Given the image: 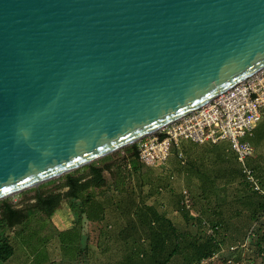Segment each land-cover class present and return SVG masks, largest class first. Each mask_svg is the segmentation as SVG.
I'll use <instances>...</instances> for the list:
<instances>
[{"label": "water", "instance_id": "obj_1", "mask_svg": "<svg viewBox=\"0 0 264 264\" xmlns=\"http://www.w3.org/2000/svg\"><path fill=\"white\" fill-rule=\"evenodd\" d=\"M263 66L264 0H0V199Z\"/></svg>", "mask_w": 264, "mask_h": 264}, {"label": "trees", "instance_id": "obj_2", "mask_svg": "<svg viewBox=\"0 0 264 264\" xmlns=\"http://www.w3.org/2000/svg\"><path fill=\"white\" fill-rule=\"evenodd\" d=\"M181 145L183 151L195 153L194 158L188 159L185 168L192 177L200 178V185L203 187L202 194L207 197L214 193L215 189L212 187L214 181L211 182L213 177L208 175L211 171L209 166L213 163L219 168L221 165L219 163L225 160L224 148L218 147L217 144L201 147L183 141ZM125 147L129 154L122 156L119 161L108 153L88 164L48 180L53 183L58 181V183L50 189L36 190L35 201L25 209L13 206L6 197L0 199V260L6 261L14 250L7 230L16 224L23 226L27 224L34 209L49 216L60 205L62 199H76L78 200L79 220L83 214L90 221L101 220L104 217L105 205L111 202L113 193L106 186L107 179L104 171H111L112 166H120V160L124 158L132 162L135 167L141 164L136 144ZM251 165L255 170L259 167L257 166L259 164L255 163ZM194 168L197 171H194ZM227 181L237 182L238 187L233 188L232 200L228 203L222 201L226 203L223 206L222 203L216 206L217 208L207 205L196 206L198 215L190 216L185 207H179L176 203L177 199L169 205L171 208L175 207L180 210L181 221L168 217L169 208H165L163 202H158L157 198L153 201H146L142 195L143 198L135 203L133 196H128L126 208L131 221L128 224L129 230L125 227L121 229L123 231L120 234L121 243L124 246L123 250L127 251L120 264H176L178 261H181L179 264H197L225 244L226 235L223 231L229 229L230 225L233 227V219L239 218L241 212H246L249 221L257 220L258 225L263 224L264 220L259 219L261 213L264 212V198H261L255 190H250L249 184L241 178L236 166L230 168ZM160 186H154L148 193L156 195ZM63 188L64 190H60ZM119 191L125 190L121 187ZM103 194L107 197L100 198ZM63 232L65 233L64 230L57 231L60 240H63V237H60ZM14 233L19 234L20 230ZM247 235L251 238L257 237L256 242L260 245L261 240L264 239V228L260 232L256 227V230L248 232Z\"/></svg>", "mask_w": 264, "mask_h": 264}, {"label": "rangeland", "instance_id": "obj_3", "mask_svg": "<svg viewBox=\"0 0 264 264\" xmlns=\"http://www.w3.org/2000/svg\"><path fill=\"white\" fill-rule=\"evenodd\" d=\"M125 146L110 152L111 155L119 161L122 156L129 154ZM261 152L264 154L263 145ZM258 160L261 161L259 164L264 166V156ZM174 165V162L165 163L164 167L141 163L135 167L127 158L120 160V166H112L113 172L104 171L106 186L113 195L111 194V202L105 205L104 217L101 220L90 221L85 214L79 220L76 199H62L60 205L49 216L34 209L27 224L24 226L16 224L7 230L14 250L10 258L6 261L0 260V264H120L127 251L123 250L120 234L123 233V227L129 230L128 224L131 221L126 208L128 196H133L135 203L145 197L146 201L157 198L158 202H163L165 208L169 203L173 204L176 200L175 192L181 184L173 179L177 176L173 169L172 171L168 169L174 168ZM170 171L173 172V177L169 178V181L168 176H165L166 179L163 175H168L167 172ZM56 183L58 181L53 183L47 180L6 198L13 206L25 209L35 201L36 190L53 188ZM157 185L161 186L156 195L148 193ZM121 187L125 191H119ZM103 197L107 195L100 196ZM124 198H127V201ZM171 210L169 214L178 219L180 217L178 212L172 215ZM232 223L233 227L230 225L229 229L222 230L226 235L225 244L197 264H264V239L258 245L257 237L251 238L247 235L248 232L256 230V227L261 232L264 223L258 225V222L245 220V215L233 219ZM18 230L20 233L15 234L14 232ZM58 230L65 231L60 236L63 240L57 236Z\"/></svg>", "mask_w": 264, "mask_h": 264}, {"label": "built area", "instance_id": "obj_4", "mask_svg": "<svg viewBox=\"0 0 264 264\" xmlns=\"http://www.w3.org/2000/svg\"><path fill=\"white\" fill-rule=\"evenodd\" d=\"M260 121H264V66L134 143L139 161L152 164L164 162L172 146L182 139L200 143L227 140L242 165L246 179L260 191L257 178L245 163L254 151L246 136L252 134Z\"/></svg>", "mask_w": 264, "mask_h": 264}, {"label": "crops", "instance_id": "obj_5", "mask_svg": "<svg viewBox=\"0 0 264 264\" xmlns=\"http://www.w3.org/2000/svg\"><path fill=\"white\" fill-rule=\"evenodd\" d=\"M246 138L251 142L254 151H253V154L246 159L245 163L252 170L254 176L257 178V182L261 188L260 191L255 190L250 185L248 180L246 179L245 174L242 169V165L238 161L235 152L232 150L227 140H219L217 142L206 141V142L200 143V142H195L189 139L187 140L182 139L179 141L177 145L172 146L171 153L164 162L162 163L157 162V163L144 164V165H161L162 167H164L165 163L166 164L169 162L175 163L174 168H168V169L171 171L173 169V171L176 173L177 176L173 177V172L171 171L167 172L168 175L167 174H164V175H166V177L168 176L167 177L168 179L166 178L167 180L173 177V179L178 180L181 183L180 186L178 187L179 189L175 192V198L177 199L176 203L179 204V207H185L188 210V213L190 216L198 215V210L196 209V206L207 205L212 208H217L218 206H220L223 200L226 203H228L230 200L233 199L234 194H231V192L234 191L233 188L237 186V182L234 183V181L233 182L227 181V178H229L230 168H233L234 166H236L237 170L239 171L241 178H243V180L249 184L248 187L250 186L249 187L250 190L251 191L255 190L260 195L261 198H264V193H263L264 192V166H262V164H259L261 163L260 160H258L260 162L257 161V159H260L261 157L264 156V154L261 152V147L262 145L264 146V121L258 122L256 126L254 127L252 134L249 136H246ZM181 141L186 142L188 144L194 143V144L200 145L201 147L203 145L211 146V145L217 144L218 147L220 146L224 148V152L226 153L225 160L222 163H219L221 164L219 168L216 167V165L213 163L209 166L211 171L208 172L209 173L208 175H210V177L215 178V179L212 178L211 180V182L214 181L212 187L215 189V192L209 194L207 197H205L202 194L203 187H201L200 185L201 184L200 178L192 177L190 173L187 171V169L185 168V165L187 164L188 159L190 160L191 158H194L195 153H189L185 150L183 151ZM256 154H257V158H256ZM252 163H255L256 165L259 164L257 165L259 167L256 168L255 170L251 165ZM194 171H197V170L194 168ZM173 181L171 182L173 183ZM226 203H222V206L225 205ZM168 205H171V203H169ZM167 208H169L170 210L172 209L171 210L172 215L178 212L180 216L179 209H175V207L171 208L169 206ZM170 210L167 211L168 217L170 216L173 220H181V217H179L178 219H174L175 217H172L169 214ZM243 215H245V220H248V216L246 215V212H241L239 218H241V216ZM259 220H264V212L261 213ZM254 222H257V220Z\"/></svg>", "mask_w": 264, "mask_h": 264}]
</instances>
